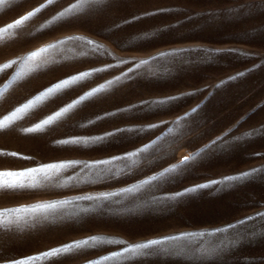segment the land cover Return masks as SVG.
<instances>
[{"label": "rangeland", "instance_id": "1", "mask_svg": "<svg viewBox=\"0 0 264 264\" xmlns=\"http://www.w3.org/2000/svg\"><path fill=\"white\" fill-rule=\"evenodd\" d=\"M71 2L58 0L19 29H9L0 39V64L20 60L67 37L91 39L107 52L93 53L83 40L72 39L28 61L35 70L14 82L11 78L19 65H13L0 75L4 89L0 120L72 75L104 69L109 64L117 66L45 97L0 128V152L17 153L0 155V173L26 172L71 160L92 163L122 156L153 140L157 143L134 158L140 160L139 168L117 179L98 180L95 173L119 168L120 160L92 169L77 166L59 173L52 169L21 178L0 175V211L72 201L55 211L11 215L8 219L14 222L0 227V264L27 256L41 257L33 264H89L128 245L153 239L163 240L156 247L173 249L174 254L153 255L134 264H264V172L238 184L175 196L186 188L264 168V0H103L86 15L41 31ZM41 4L47 0L5 3L0 6V27ZM170 52L176 54L160 56ZM153 56L159 58L151 60ZM144 59L151 62L138 68L137 63ZM241 72L243 77L229 79ZM117 76L121 79L52 124L35 132L23 131ZM221 81L227 82L217 88ZM170 96L181 99L151 111L141 107L144 101ZM193 108L197 111L190 117L179 125L174 123ZM165 121L168 123H161ZM151 124L160 127L141 134L134 131ZM250 132L253 135L249 136ZM97 136L106 139L79 148L59 143ZM218 137L223 139L212 145ZM200 149L205 151L175 173L132 192L120 191L158 175ZM20 183L26 186L21 188ZM11 184L17 186H7ZM101 192L120 194L90 212L82 209L92 208L96 201L75 199ZM241 220L245 223L240 224ZM187 232L205 235L166 239ZM92 236L123 240L125 244L105 243L72 250L58 258L43 256ZM129 256L131 253L124 254ZM124 257L104 264H133Z\"/></svg>", "mask_w": 264, "mask_h": 264}, {"label": "snow or ice", "instance_id": "2", "mask_svg": "<svg viewBox=\"0 0 264 264\" xmlns=\"http://www.w3.org/2000/svg\"><path fill=\"white\" fill-rule=\"evenodd\" d=\"M11 0H0V6H3L5 3H10ZM58 2V0H47V4H41L39 7L35 8L33 11H29L27 15L21 16L20 18L14 20L11 23H8L7 25L0 27V39L4 38V34L9 31V29H19L21 26L25 24L26 21H28L30 18L35 17L38 13L41 12V10L48 5H52L53 3ZM103 0H72L70 4L67 5V7H64L61 11H59L55 16L52 17L51 20H49L44 26H42L41 31H44L48 28L54 27L57 23L62 22H71L72 20H75L83 15L88 14V12L96 5L101 4ZM83 40V43L89 46V50L93 53H101L107 52V49H104L103 45L97 44L91 39H83L82 37H67L66 40H59L56 43L50 44L46 47L38 49L36 52L31 53V55L21 58L20 60H12L5 64H0V75H3L6 73L7 69H10L13 65H19L17 71L12 76L11 80L14 82L17 79H20L24 77L27 73H30L34 71L35 69L32 66H28V61L33 60L36 56L40 55L41 53H47L49 49L57 48L58 45L67 43V40ZM179 51H189L188 49H181ZM191 51H196V49H192ZM209 51V50H204ZM234 51V50H231ZM176 53H160V56H171L175 55ZM159 57L153 56L151 57V60H156ZM22 60V62H21ZM151 60L144 59L140 60L137 63V67H141L143 65H147L151 62ZM117 65H107L104 69H92L91 71L81 72L76 75H72L71 77L64 79L58 83L53 84L51 87L46 88L44 91H42L39 95H36L33 99H30L27 103L23 104L19 108H17L10 116H6L3 118V120H0V128H4L7 126L10 122L14 121L21 113H26L29 110L33 109L35 105H37L40 101L44 100L45 97H51L52 94L57 93L61 89H67L69 86L76 84L77 82L83 83L86 78H90L93 76L94 73H98L101 71H107L108 68L115 67ZM131 71V69H129ZM245 75L244 72L238 73L236 76H232L229 79L235 80L237 78L243 77ZM121 79V77L117 76L115 80H110L107 82L106 85H101L99 88H93L91 91H88L84 95H81L79 99L74 100L71 104L67 105L64 108H61L59 111H56L54 114L48 116L46 119L42 120L40 123H37L34 128H26L23 129L25 132H35L47 125L52 124L53 121L58 120L64 113L68 112L69 109L74 108L76 105L80 104L81 102H84L89 97H92L95 94L100 93L105 87H107L110 84L115 83ZM227 81H221L220 84L216 85L217 88H219L222 84L226 83ZM4 89L0 87V94H2ZM189 95H194L195 93H188ZM181 99L180 96H170L163 99L158 100H151V101H144L141 104V107H144L146 110H154L156 108H159L161 106L169 105L172 103H175ZM197 111V108H193L191 112L185 113L184 116L179 117L174 123L179 125L181 120H185L188 117L192 115V113H195ZM161 123H168V122H161ZM159 124H151L148 125L147 128H140L134 130L137 134H141L145 131H148L150 129H156L159 128ZM124 131V130H122ZM126 131H132V130H126ZM172 131V128L168 129V132L170 133ZM261 131V130H256ZM106 135H113L112 133H108ZM227 135V133L225 134ZM249 136L253 135L252 132L248 133ZM106 139V136H97V137H76L70 140H64L60 141L59 143L66 145V146H74V147H87L89 144H93L95 142H103ZM223 138L218 137L217 140L212 142V145H215L218 143V141H221ZM238 139V138H237ZM157 141L153 140L149 144H145L143 147L138 148L135 151L127 152L122 156H114L111 159H101L94 161L92 163L84 162V161H78V160H71L66 161L62 163H55V164H45L38 168H31L28 169L26 172H19V173H0L2 176H15L17 178L25 177L31 173H47L49 170L55 169L57 173L60 172L62 169H69V168H75L77 166H80L82 169H92L96 168L99 165H111L114 161L120 160L123 163L119 166V168H103L100 169L98 172L95 173V178L98 180H107V179H117L121 175H129L131 174V170L135 168L140 167V160L134 159L136 157H139L142 153H147L150 149H152L156 145ZM212 145L206 146L207 148H211ZM222 146V145H221ZM205 149H200L199 151L192 153L191 155L184 156L178 164H173L171 167L165 168L162 172H160L156 176H152L149 179H146L142 181L140 184L133 185L132 187L128 188H122L121 192H132L140 187H142L144 184H149L151 181H155L158 179H162L164 177L169 176L170 174L175 173L178 169H180L182 166L189 165L191 161L195 160L197 157L201 155L202 152H204ZM0 155H10V156H16L17 153H2L0 152ZM27 159V158H26ZM264 172V168L260 169H252L251 171H245L239 175H231L226 176L222 180H212L208 183H202L190 188H186L183 192H177L175 193V196L180 197L187 193L196 192L199 190H204L208 188H212L213 186L218 185H226L229 183H240L247 181L250 177H252L254 174ZM47 179H51V177H48ZM5 184L7 182L5 181ZM8 187H16V184L7 185ZM26 185L23 183L19 184V187L23 188ZM45 186H55V185H48ZM0 187H3V185H0ZM220 190H223L221 188ZM119 192H101L98 195L92 196V195H84L80 197H76L75 199L79 200H89V201H96L97 203L92 208H84L82 211L84 212H90L95 211L98 209H101L103 207V202L108 201L111 197L118 196ZM71 200H59L52 203H44L36 205L32 208H25V209H5L3 211H0V217H3V220H0V227H3L5 224H12L14 221L8 219L11 215L18 213V212H31V213H37L47 210H58L63 208L65 205L71 204ZM264 215V214H261ZM247 219H252V217H248ZM15 223H19V220L15 221ZM240 224L245 223L244 220H241L239 222ZM229 227H234V225H229ZM216 231H226V229H217ZM211 234V233H209ZM205 233L203 232H187L182 233L178 236H171L167 237L166 239L170 240H182L187 237H196V236H203ZM117 244V245H123L125 244V241L123 240H106L104 237L99 236H92L88 239L73 241L70 244H67L65 246H62L60 248L53 249L49 252L43 253V256L49 257V258H58L62 254H66L71 252L72 250H80L87 248H94L98 245L102 244ZM164 243L163 240H148L146 243H138L133 245H128L127 247H124L122 251H114L110 255H104L101 256L97 260H91L89 261V264H104L106 261H111L115 257H124L125 253H131V256L124 257L125 260L134 262L151 257L153 255H160V254H174L173 249L168 248H157V245H162ZM184 248H187L188 245H184ZM201 253L204 252V250H200ZM41 259L40 256H27L22 259H14L11 261V264H33L34 261Z\"/></svg>", "mask_w": 264, "mask_h": 264}]
</instances>
